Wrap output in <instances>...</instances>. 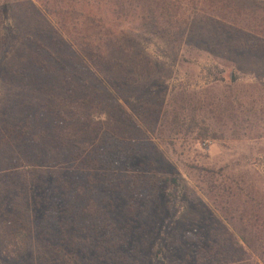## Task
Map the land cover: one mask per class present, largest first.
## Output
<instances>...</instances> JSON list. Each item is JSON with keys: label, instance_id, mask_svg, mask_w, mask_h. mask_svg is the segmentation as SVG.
Wrapping results in <instances>:
<instances>
[{"label": "rangeland", "instance_id": "374dc122", "mask_svg": "<svg viewBox=\"0 0 264 264\" xmlns=\"http://www.w3.org/2000/svg\"><path fill=\"white\" fill-rule=\"evenodd\" d=\"M31 2L0 0V264L238 261L223 187L264 239V0L108 13L113 86Z\"/></svg>", "mask_w": 264, "mask_h": 264}, {"label": "trees", "instance_id": "16d2710c", "mask_svg": "<svg viewBox=\"0 0 264 264\" xmlns=\"http://www.w3.org/2000/svg\"><path fill=\"white\" fill-rule=\"evenodd\" d=\"M34 1L39 4L40 10L56 25L57 29L76 46L87 62L96 69L102 79L110 82L111 86H113L112 77H109V74L106 72L107 70L100 68L101 66L107 67L106 62L101 57L103 54L101 50L106 44V41L113 35L111 24L114 20L110 23L108 13L113 15L115 10L122 8L125 9L126 12L131 11L134 13L139 23H148V21L157 23L154 20V15L156 12H159L162 17L161 20H164L167 27L171 26V19H173V17H171L172 11H169L170 0ZM31 7L40 12L32 2ZM157 18L159 19V16ZM118 75L122 76V73ZM87 107L88 112H86L84 122L91 128H82L80 134L97 138L96 135L103 125L100 116H98V114L101 113L99 111L101 105L97 103L96 106H94L93 102L87 105ZM105 117L107 120H110L108 114H106ZM105 125L106 127H112L111 123H106ZM105 131L108 132L109 129ZM83 143L80 147L85 151L88 147L85 142ZM220 191L223 193L220 194V197L223 199L222 201L220 200V214L235 233V237L229 238V244L236 251L239 250L241 254L238 261L233 259L230 260L229 258L221 260L224 258V255L222 249H220V264H264V239L261 236L262 230L247 223V221L242 222L240 219L236 221V225L234 226V224H232L234 218L227 208L229 203L225 199L228 200L230 197H234L235 194L230 193L231 191H228L224 187ZM245 250H248V253H246ZM255 258L258 260H255Z\"/></svg>", "mask_w": 264, "mask_h": 264}]
</instances>
